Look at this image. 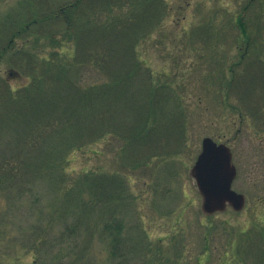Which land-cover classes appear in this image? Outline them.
I'll return each mask as SVG.
<instances>
[{
    "label": "rangeland",
    "instance_id": "374dc122",
    "mask_svg": "<svg viewBox=\"0 0 264 264\" xmlns=\"http://www.w3.org/2000/svg\"><path fill=\"white\" fill-rule=\"evenodd\" d=\"M19 1L0 0V37L7 35L6 17L22 15ZM52 1L60 4L67 0ZM163 2L166 11L160 17L163 19L160 27L137 48L138 62L151 84L133 80L121 85L119 95L126 93L127 97H119L117 100L121 101L114 105L119 107L116 119H121V129L132 118L123 100L126 103L133 100L140 106L138 111L143 119L158 121L149 134L155 148H147L148 163L131 167L140 159L134 156L137 151L145 155V142L132 144L134 155H130L127 150L131 149L126 150L111 136L74 149L66 157L56 155L52 160L58 162L55 173L60 171L65 176L64 184L74 187L71 183L76 181L80 187L84 176L90 175L94 180L118 185L114 186L118 188V198L111 200L109 211H114V217H124L122 235L128 241L134 238L132 252L128 257L109 256L108 241L97 235L103 221L96 215L88 218L89 230L85 225H77V233H82L78 241L90 235L83 258L80 251L71 249L72 253H62L61 257L56 254L59 253L58 245L54 247L56 238L67 230L66 223H72L68 217L46 228L52 235L47 241L34 239L31 229L38 220L37 211L44 210L47 214L58 208L52 200L55 195L49 190L51 181L43 179L35 186L40 195L37 200L27 195L16 196L7 204V215L13 219L5 228L8 237L0 239L14 245L15 239L27 242L30 238L28 243L34 239L31 245L37 243L36 251L19 253L20 259L14 260L13 250L21 248L16 245L7 257L0 256V264H245L238 249L256 235H262L264 240V0ZM37 41L27 39L22 53L37 55L42 47L41 40ZM58 44L57 40L51 43L65 65L71 61L70 52ZM52 47L47 46L45 53H52ZM6 58L0 63V145L20 146L16 135L21 133L16 132L24 131L22 134H29L32 140L27 146L31 154L38 153L39 148L52 149L57 154L64 147L60 138L76 133L75 121L83 120L79 124L82 133H97L99 123L95 122L94 129H87L84 125H94L93 120L80 109V113L71 112L69 127L43 140L54 130L43 121L47 114L43 112H47L45 103L37 99L38 106L43 103L42 108L39 106V117L30 110L19 112L10 106L14 103L11 98L18 97L20 101L26 95L20 89L31 82L20 74L11 76L14 70ZM85 77L90 83H100L96 73ZM4 87L10 88L15 96L8 98L7 92L3 96ZM24 105L27 106L26 101ZM48 112L51 113L50 109ZM25 117L31 120V128L25 129L27 124L18 126ZM4 120L14 122L19 130L6 124L1 126ZM206 137L231 151L237 171L232 189L245 196L244 208L239 212L228 207L208 216L201 211L202 200L189 170ZM81 211L78 205L73 210L75 214ZM252 245L247 247V255Z\"/></svg>",
    "mask_w": 264,
    "mask_h": 264
},
{
    "label": "trees",
    "instance_id": "16d2710c",
    "mask_svg": "<svg viewBox=\"0 0 264 264\" xmlns=\"http://www.w3.org/2000/svg\"><path fill=\"white\" fill-rule=\"evenodd\" d=\"M19 2L25 3L24 6L21 5L22 3L18 5L22 15L9 14L4 20L7 35L0 37V63L7 57L14 70L10 75L26 76L31 84L21 87L22 94L26 95L20 101L18 97H10L13 94L8 87L2 90L3 96L7 92V97L14 101L10 106L19 112L29 113L30 110L31 114L34 113L38 117L39 106L42 108L43 103L40 102L38 106L37 99H42L47 111L41 110L47 113L43 121L54 129L44 136L43 140L55 136L62 128L69 127L72 123L69 119L71 112L80 113V109L89 115L90 120H93L91 123L94 125H89L90 123L84 125L87 129H94L95 122L99 125L96 126V134L86 135L80 131L79 124L83 120L75 121L76 133H67L65 138H60L61 146L64 147L61 153L57 154L52 149L40 151V148L38 153L31 154L29 152L31 148L27 151V146L29 147L32 140L29 134H22L25 133L24 131L16 132L21 133L16 135L20 146L0 145V239L8 237L5 228L7 229L13 219L7 215V204H11L16 196L27 195L28 198L37 200L40 195L35 191L36 183L46 179L51 181L49 190L55 195L52 200L54 204H58V208L51 212L47 211V214L44 210L37 211L38 220L36 219L34 224L35 228L31 229L34 239H38L39 242L47 241L52 235L46 232V228L68 217L72 223H66L67 230L60 232L56 238L58 242L54 247L57 245L59 247L56 249L59 253L56 254L61 257L62 253H72L69 251L71 249L80 251V257L83 258L87 238L90 235H86L81 242L78 241L82 233H77V225L88 227L86 225L88 218L96 215L103 221V227L97 235L105 242L108 241L109 256L128 257L133 250L131 247H134V238L130 237L128 241L123 237L125 219L114 217V211H109L108 206L111 200L118 198L116 196L118 188L114 187L118 185L113 186V183L106 184L103 180H94L90 175L84 176L83 180L78 179L81 180L80 187L76 181L71 183L74 187L64 184L65 176L63 177L60 171L55 173L58 168L55 164L58 162L52 160L56 155L65 154L66 157L74 149L94 143L105 136H111L118 139L126 150L131 149L127 150L130 155L133 154L132 144L145 142V155L137 151V155H133L140 159L130 166H144L142 164L148 163L150 152L147 148L149 150L155 148L152 146L153 143H150L149 134L158 126V121L143 119L144 116L138 111L140 106L133 100L127 103L123 100V106L131 111L132 118L130 117L129 123L121 129V119H116L120 112L119 107L115 108L114 105L121 101L117 100L119 97L123 96V99L127 97L126 93L119 95L122 94L119 93L121 85L133 80L141 84L150 83L149 75L144 73L138 62L137 48L160 27L159 22L163 20L160 17L165 13L166 5L163 0H67L60 4H55L52 0H20ZM157 12L159 16H156ZM27 39L41 40L42 47L37 55L26 56L22 53L23 48L27 46ZM56 40L59 47L70 52L71 61L65 65L60 58L61 54L54 51V45H51ZM47 46H53L52 53H45ZM142 72L144 78L141 76ZM88 73H96L100 83L88 82L85 79ZM53 89L60 92H55ZM25 101L27 106L24 105ZM49 109L51 113L48 112ZM3 124L19 130L14 122L8 123L4 120L1 126ZM24 124H27L25 129L32 127L31 120L29 122L26 117L19 121L18 126ZM93 134L94 136L91 137L90 135ZM125 156L130 158L128 154ZM117 180L119 183V177ZM57 195L61 196L63 201ZM77 205L82 209L79 214L73 212ZM87 229L89 230V227ZM34 239H31L30 243H28L30 238L27 242L15 239V245L5 244L0 240V256L7 257L11 248L17 245L21 247L20 251H13L14 260H18L21 257L19 253L36 251L34 246L37 243L31 245ZM251 243L253 245L247 255L246 250ZM63 244H66V247H62ZM244 244L245 246L242 244L238 249V253L242 254V262L264 264L262 235H256ZM50 245L53 248L52 241ZM124 246L126 249L122 248Z\"/></svg>",
    "mask_w": 264,
    "mask_h": 264
},
{
    "label": "water",
    "instance_id": "95a60500",
    "mask_svg": "<svg viewBox=\"0 0 264 264\" xmlns=\"http://www.w3.org/2000/svg\"><path fill=\"white\" fill-rule=\"evenodd\" d=\"M189 177L201 197L203 214L209 216L222 212L227 207L235 212L243 209L244 195L231 188L236 177V168L232 162L231 151L226 145L203 138L200 153L189 170Z\"/></svg>",
    "mask_w": 264,
    "mask_h": 264
}]
</instances>
